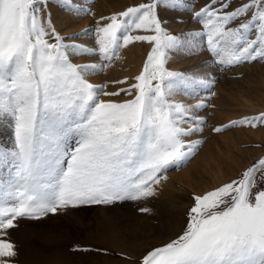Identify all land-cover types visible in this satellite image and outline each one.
<instances>
[{"label":"snow or ice","instance_id":"6c2138e0","mask_svg":"<svg viewBox=\"0 0 264 264\" xmlns=\"http://www.w3.org/2000/svg\"><path fill=\"white\" fill-rule=\"evenodd\" d=\"M232 4L210 0L191 14L200 30L173 34L161 14L190 11L185 0H147L100 17L89 46L67 42L88 30L64 37L52 21L50 6L93 15L77 0H0V128L13 134L10 143H0V165L10 177L0 184V264L18 255L10 236L21 221L146 201L158 194L169 169L195 156L203 141L189 137L207 125L199 113L212 106L215 75L208 63L187 73L167 64L173 52L197 54L200 38L211 64L223 70L264 61V0ZM134 42L151 49L135 83L116 80L111 83L127 87L107 91V82H90ZM70 53L99 59L75 64ZM176 94L197 102L176 101ZM122 95L129 98L117 99ZM260 126L264 112L212 131ZM131 264H264V158L238 179L195 195L182 234Z\"/></svg>","mask_w":264,"mask_h":264},{"label":"rangeland","instance_id":"374dc122","mask_svg":"<svg viewBox=\"0 0 264 264\" xmlns=\"http://www.w3.org/2000/svg\"><path fill=\"white\" fill-rule=\"evenodd\" d=\"M77 2L83 7H90L93 15H73L56 6H50L52 21L56 31L64 37L82 34L88 30L86 35H81L76 41L67 42L91 46L96 38L92 30L100 17L124 11L127 7L147 0H77ZM241 2L243 0H233L232 7L235 8ZM208 3L210 0H185V7L190 11L161 14L166 20L165 27L173 34L200 30L202 25L191 22V14ZM177 18L183 23H178ZM133 34L145 33L141 31ZM205 48L206 38H200L197 54L173 52L167 64L169 70L187 73L198 71V66L208 63L215 75V95L208 97L212 106L199 113L207 118V125L203 132L189 137L192 140L203 141L195 156L186 166L169 169L166 173L167 179L158 186V194L146 201H129L112 206H82L57 215H49L39 221H21L20 227L12 231L10 236L18 252L12 264H131L132 260L138 261L151 248L161 246L182 234L195 195L204 194L224 183L238 179L244 170L260 158H264V141L253 140L251 136L255 134L254 132L264 131V126L255 129L230 128L222 133L212 131L214 127L227 124L231 120L264 112V61L244 63L230 70H223L211 64L212 58L206 50H203ZM150 50V45L146 42H134L122 48L119 59L105 68L102 75L91 76L90 82L94 84L107 82L109 84L107 91L127 87V85L111 83L116 80L127 78L135 83L134 77L142 71ZM70 59L75 64H84L97 62L99 58L72 56L70 53ZM200 94L207 97V90L202 89ZM128 98L122 95L117 99ZM174 99L187 104L197 102L184 94H176ZM241 135L250 137L247 142H242L241 150L249 152V155L259 150V154L244 161L245 163L232 175L214 185L210 184L213 180L210 178L211 174L207 175L208 168L202 167L205 165L207 152L223 148L226 141L229 143L235 138V140L246 138ZM12 136L11 131L0 128V143H10ZM74 139L70 138L68 143L74 145ZM201 161H204L202 166ZM196 171L206 172L205 174L201 172L203 180L200 179L198 182L196 179L193 180ZM9 178L7 167L0 165V184ZM142 207H147L150 211L142 213L139 211ZM132 244L144 246L131 253L135 250ZM77 248L87 250H75ZM105 249L106 252L103 251Z\"/></svg>","mask_w":264,"mask_h":264},{"label":"bare ground","instance_id":"6f19581e","mask_svg":"<svg viewBox=\"0 0 264 264\" xmlns=\"http://www.w3.org/2000/svg\"><path fill=\"white\" fill-rule=\"evenodd\" d=\"M226 104L227 103H225V105ZM254 133L255 134H251L250 133L251 136H253V138H252L253 140L264 141V131L258 132V133L254 132ZM239 135H240V133H239ZM246 135H244V136L246 137ZM244 136H242V137H244ZM246 138H244V139L243 138H239L237 140H235L236 138L233 139V140L230 139V141L232 140V142L228 143L226 141V144L223 145V148H221V147L218 148V149L215 148L216 149L215 151L214 150H212V151L209 150L207 152L208 155H206L207 158L206 157H205L206 159L202 158V159L205 160V163H204V161H201V166H202L203 163L205 164L202 167H205V168L207 167L208 168L209 171L208 170L207 171L209 173H207V175L211 174L210 178L213 179L210 184L214 185L216 182H219L222 179H225V177H228V176L232 175L235 172V170L236 169L238 170L247 160H249L254 155L259 154V150H256L255 152H253L252 155H249L248 154L249 152L241 150L240 145L242 144V142L243 141L247 142L250 139V137L247 138V139ZM245 142H243V143H245ZM202 167H201V169H203ZM201 172H203V171L194 172L195 176L193 177V180L196 179V181L198 182L201 179ZM201 180H203V179H201ZM205 187H204V189H205ZM138 242H140V241H138ZM138 242H136V243H138ZM134 244H135V242H134ZM134 244H132V246H133V248H135V250L133 252H131V253H134L135 251H137L138 249H140V248H142L144 246V245H141V244H137V245H134Z\"/></svg>","mask_w":264,"mask_h":264}]
</instances>
